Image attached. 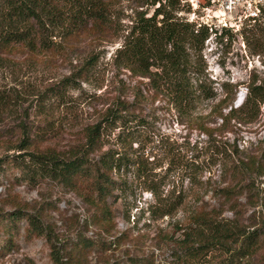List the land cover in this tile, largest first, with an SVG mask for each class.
Returning <instances> with one entry per match:
<instances>
[{
  "label": "rangeland",
  "instance_id": "obj_1",
  "mask_svg": "<svg viewBox=\"0 0 264 264\" xmlns=\"http://www.w3.org/2000/svg\"><path fill=\"white\" fill-rule=\"evenodd\" d=\"M184 3L178 14L208 27L202 58L207 84L215 93L188 113L149 90L144 78L115 66L112 55L120 39L92 43L89 38L61 41L52 37L60 50L43 55L22 45H0V158L20 155L26 160L28 153L47 148L65 156L84 142L83 127L95 122L116 100L138 104L131 106L132 113L145 121L138 140L141 157L147 159L146 182L134 177L131 169L121 174L127 188L114 190L119 197L110 207V220L100 217L95 222L91 206L52 181L31 186L11 171L0 173V212L18 207L38 215L56 241L76 233L105 240L118 237L105 250L68 246L63 250L67 264H104L130 256L149 264H184L182 230L178 228L187 226L194 211L234 218L248 229L262 226L264 230V103L250 121L229 115L230 105L242 100L249 78H264V55L248 54L243 36L253 24L249 18L257 17L264 0H236L231 10L226 8V0ZM92 50L98 55L95 75L88 80L75 78L73 88L61 96H40L44 87L66 76ZM222 82L228 84L226 93ZM105 139L103 148L115 147L112 138ZM169 142L178 148L174 149L180 161L175 172L167 166ZM136 145L132 143V147ZM234 150L239 158H251L255 164L237 188L227 169L231 158L227 155ZM190 173L194 179L189 180ZM148 181L156 187L155 197L145 190ZM222 187L233 189L224 193ZM178 193L183 203L158 217L159 210L153 209L157 197L171 203L170 195ZM13 241L12 249L0 248V264H50L45 239L25 240L19 232ZM213 256L199 258V264H214ZM253 261H260L259 254Z\"/></svg>",
  "mask_w": 264,
  "mask_h": 264
},
{
  "label": "trees",
  "instance_id": "obj_2",
  "mask_svg": "<svg viewBox=\"0 0 264 264\" xmlns=\"http://www.w3.org/2000/svg\"><path fill=\"white\" fill-rule=\"evenodd\" d=\"M182 1L0 0V45H22L32 53L43 55L59 49L52 37L61 41L89 38L92 43H115L120 39L112 55L115 66L144 78L149 90L167 98L178 111L188 113L215 93L207 84L202 58L208 27L179 15L186 5ZM249 19L254 20L253 24L243 33L247 53L261 57L264 55V7L257 17ZM97 59V52L89 51L66 76L44 87L40 96L43 99L61 96L65 90L73 88L75 78L88 80L97 72ZM227 86L221 83L224 93ZM263 103L264 78L252 76L245 84L240 103L230 105L229 115H236L239 121H250L256 118ZM133 105L138 104L116 100L95 122L83 127L84 142L65 156L48 148L28 153L26 160L20 155L3 156L0 173L11 171L13 176L16 174L31 186L43 180L52 181L79 195L91 206L95 222L100 217L110 220V207L119 197L114 190L127 188L126 181L120 179L121 174L131 169L134 177L141 178L142 182H146L148 175L147 159L141 157L138 140L139 129L145 121L132 113ZM105 138H112L115 147L103 148ZM133 142H137L135 147H132ZM173 146V142L168 143L167 166L173 167L175 172L180 161L175 151L178 148ZM227 156L231 157L227 169L235 179L233 188L240 187L244 175L255 164L251 158H239L236 150ZM187 177L194 179L191 173ZM233 188L220 190L226 193ZM145 190L156 196L152 181H148ZM170 200L171 203L157 197L158 207L155 204L153 209L159 210L158 217L174 212L183 203L181 193L170 195ZM188 220L187 226L178 228L182 230L180 248L184 264H199V258L213 255H216L214 264H264L262 226L248 229L237 219H220L202 211L191 212ZM19 232L25 240H46L50 264H67L63 250L68 246L105 250L114 246L118 238L105 240L76 233L56 241L38 215L18 207L1 211L0 248L12 249L13 236ZM258 254L260 261L254 262L253 257ZM104 264H149V261L130 256Z\"/></svg>",
  "mask_w": 264,
  "mask_h": 264
},
{
  "label": "built area",
  "instance_id": "obj_3",
  "mask_svg": "<svg viewBox=\"0 0 264 264\" xmlns=\"http://www.w3.org/2000/svg\"><path fill=\"white\" fill-rule=\"evenodd\" d=\"M235 3H236V0H226V8L228 10H231L235 6ZM253 16H256V14H254Z\"/></svg>",
  "mask_w": 264,
  "mask_h": 264
}]
</instances>
